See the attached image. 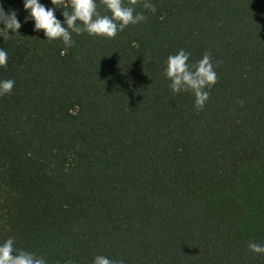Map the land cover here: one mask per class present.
<instances>
[{
    "label": "trees",
    "instance_id": "16d2710c",
    "mask_svg": "<svg viewBox=\"0 0 264 264\" xmlns=\"http://www.w3.org/2000/svg\"><path fill=\"white\" fill-rule=\"evenodd\" d=\"M143 2L144 21L73 33L61 55L23 0H0L21 22L0 36V80L15 81L0 96V243L48 264H264L247 247L264 244V0ZM181 48L217 73L199 110L163 75Z\"/></svg>",
    "mask_w": 264,
    "mask_h": 264
},
{
    "label": "clouds",
    "instance_id": "9594fccd",
    "mask_svg": "<svg viewBox=\"0 0 264 264\" xmlns=\"http://www.w3.org/2000/svg\"><path fill=\"white\" fill-rule=\"evenodd\" d=\"M100 4L110 12L101 14L97 0H51V6H46L40 0H23L27 10V18L34 21L33 31L43 30L45 39H59L65 46L61 55L72 47V34L87 33L89 36L113 38L117 32H122L128 25L138 24L146 19L143 12L136 11L139 0H99ZM143 8L155 13L156 7L150 0H144ZM70 9V11H69ZM61 10L63 20L55 14ZM27 20V19H26ZM0 36L6 41L9 35L18 33L21 22L15 9L5 11L0 5ZM11 30V33L9 32ZM135 46V44L133 45ZM190 53L183 48L174 54H169L163 68V75L170 81L169 88L173 93L191 90L194 94V106L202 109L209 97L210 89L217 81V73L210 52H205L194 63H189ZM8 53L0 47V66H5ZM219 64V61L216 62ZM15 81L0 80V96L10 93ZM247 247L254 253L264 254V244L249 241ZM0 264H48L46 258L34 252L14 248V239L9 236L0 243ZM66 264H71L70 261ZM91 264H123L122 260L104 255L93 257Z\"/></svg>",
    "mask_w": 264,
    "mask_h": 264
}]
</instances>
